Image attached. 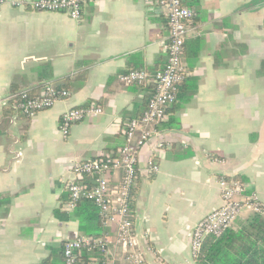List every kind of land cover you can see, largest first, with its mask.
I'll return each mask as SVG.
<instances>
[{
    "label": "crops",
    "instance_id": "0c3cea01",
    "mask_svg": "<svg viewBox=\"0 0 264 264\" xmlns=\"http://www.w3.org/2000/svg\"><path fill=\"white\" fill-rule=\"evenodd\" d=\"M182 2L194 16L185 24V80L166 122L177 128L159 126L139 152L132 233L145 264H197L190 235L222 204V179L242 180V196L264 205V0ZM167 43L158 0L88 2L80 20L0 6V264L62 263L61 245L81 234L75 218L59 213L72 165L122 146L151 89L119 76L161 69ZM49 82L69 96L29 118L3 113L13 94ZM86 104L101 112L63 136L60 114ZM158 140L165 146L153 152L158 172L150 174ZM253 213L244 205L231 229ZM102 236L111 264H126L115 226L104 225Z\"/></svg>",
    "mask_w": 264,
    "mask_h": 264
},
{
    "label": "built area",
    "instance_id": "2783aa9c",
    "mask_svg": "<svg viewBox=\"0 0 264 264\" xmlns=\"http://www.w3.org/2000/svg\"><path fill=\"white\" fill-rule=\"evenodd\" d=\"M93 1L96 0H0V6L8 3L14 7L39 12H60L74 20H80L82 7ZM158 4L164 9L168 25L164 66L153 73L132 69L119 76L123 85L152 84L153 92L146 109L139 117L129 120L124 130V143L114 154L73 163L71 176L65 180L69 197L61 207L70 212L81 198L91 200L99 210L103 224L115 226L116 240L125 253L126 264H145L137 237L132 233L130 191L137 176L140 149L156 133L155 127L167 120L166 109L175 102L177 88L186 75L183 61L185 24L194 16V11L185 6L182 0H158ZM68 96V91L59 90L50 84L35 97H29L23 92L22 101L17 104V108L22 115L32 117L38 111L48 109ZM100 112L101 109L95 105L69 107L60 114V132L67 136L73 124ZM164 146L165 143L161 140L154 143L152 156L147 161L150 174L158 172L153 152ZM219 187L222 204L202 217L191 232L192 259L197 256L206 236H220L231 228L244 205L254 212L261 210L256 196H242L243 185L222 179ZM89 248H95L102 253L100 264H111L107 240L103 236L96 238L87 235H77L63 243L64 264H79L78 252Z\"/></svg>",
    "mask_w": 264,
    "mask_h": 264
},
{
    "label": "trees",
    "instance_id": "16d2710c",
    "mask_svg": "<svg viewBox=\"0 0 264 264\" xmlns=\"http://www.w3.org/2000/svg\"><path fill=\"white\" fill-rule=\"evenodd\" d=\"M186 76V75H185ZM185 76L183 77L181 83L177 88L176 100L172 104L174 105L177 102L179 90L181 88V84L185 80ZM54 83H45L40 89L39 93L48 85ZM145 84V83H140ZM150 87L151 91L148 94V99L153 92V86L150 83H147ZM59 90H66L64 84H55L54 85ZM25 92L29 97H35L38 91L33 90H24L17 94H13L12 97L6 102L3 106V113L6 116L11 114H21L19 109L17 108V104L22 101L21 95ZM69 92V91H68ZM148 102V100H147ZM171 105V106H172ZM82 106H91L89 104ZM147 103L143 111L137 116L139 117L144 110L146 109ZM171 106H169L171 108ZM166 109V113L168 115V111L170 108ZM24 116V115H23ZM26 118H29L25 116ZM135 117V118H137ZM129 122V121H128ZM127 122V123H128ZM167 120L160 122L155 128L161 126V129L170 128L173 126L177 128V121L171 120L168 124ZM127 126V124H126ZM159 131V130H158ZM138 173V166H137ZM237 179V178H236ZM137 183V176L135 180V184L130 191V212L133 211L134 206V197H135V187ZM241 185L243 181L240 180ZM66 189V188H65ZM244 192V191H243ZM243 194V193H242ZM251 196V195H250ZM69 193L66 190L65 196L62 198L60 202V207L68 200ZM261 204V203H260ZM68 211H59L61 214L70 215L75 218L79 223V230L81 232L80 235H87L91 237H101L102 236V227L104 226V222L101 218L99 210L94 205V203L86 198H81L78 200L75 208L70 211V214H67ZM60 258L63 262V244L60 248ZM102 260V253L99 252L95 248L82 249L78 252V262L79 264H100ZM50 258H46L40 264H52L53 262ZM197 264H264V205L261 204V210L253 213L251 218L245 223L243 227L239 230L228 229L225 233L220 236L208 235L204 238L201 248L197 253V256L194 258ZM56 264V263H53Z\"/></svg>",
    "mask_w": 264,
    "mask_h": 264
}]
</instances>
